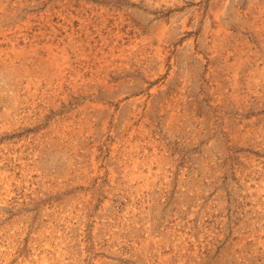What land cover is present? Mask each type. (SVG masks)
Wrapping results in <instances>:
<instances>
[{
  "label": "rangeland",
  "instance_id": "rangeland-1",
  "mask_svg": "<svg viewBox=\"0 0 264 264\" xmlns=\"http://www.w3.org/2000/svg\"><path fill=\"white\" fill-rule=\"evenodd\" d=\"M0 264H264V0H0Z\"/></svg>",
  "mask_w": 264,
  "mask_h": 264
}]
</instances>
